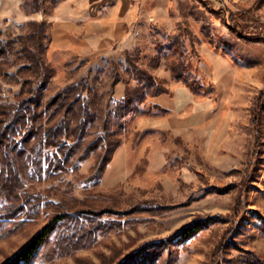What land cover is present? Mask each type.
Instances as JSON below:
<instances>
[{"label":"rangeland","instance_id":"374dc122","mask_svg":"<svg viewBox=\"0 0 264 264\" xmlns=\"http://www.w3.org/2000/svg\"><path fill=\"white\" fill-rule=\"evenodd\" d=\"M210 1L47 0L45 11L33 12V0H0V39L15 40L16 50L29 21L46 23L43 61L54 70L47 95L82 78L109 92L116 72L128 79V55L170 89L125 118L123 144L102 177L92 170L101 147L63 172L48 169L51 149L39 144L17 166L11 160L12 169L0 151V264L64 211L58 203L76 200L85 203L80 225L71 216L60 221L29 264H119L135 251L127 264L264 261V40L240 37L218 12L245 9L264 21V0ZM114 12L123 16L121 27L100 32V17ZM181 34L186 72L199 93L173 77L169 55ZM22 60L14 54L2 64L10 74L0 76V104L19 101L30 75L18 71ZM123 81L113 101L124 96ZM11 171L20 183L9 193ZM214 217L195 234L180 235ZM70 236L78 245L64 252Z\"/></svg>","mask_w":264,"mask_h":264},{"label":"trees","instance_id":"16d2710c","mask_svg":"<svg viewBox=\"0 0 264 264\" xmlns=\"http://www.w3.org/2000/svg\"><path fill=\"white\" fill-rule=\"evenodd\" d=\"M202 1L207 4L211 3L210 0ZM33 5V12L45 11L47 0H33ZM218 12L226 19L231 30L240 37L257 41L264 40V21L254 19L245 9L230 12L227 15V9L222 7ZM28 25L30 26L28 33L19 38L21 47L18 50H16L15 40L0 39V76L6 77L10 74L2 69V64H8L14 54L23 59L18 71L30 73L22 82L23 86L18 94L17 104H0V146L4 144L0 151H5L8 159L6 165L11 167L10 161L13 160L17 166V159L26 156L29 149L35 151L36 145L39 144L40 149H51L45 158V161H48V169L52 167L55 171L63 172L77 167L79 163L90 157L92 150L101 147L102 152L92 170L102 177L113 160L115 151L123 144L121 131L125 118L136 113L139 106L148 99L169 93L170 89L150 69L140 66L134 57L128 55L126 67L128 79L123 81L122 76L116 72L109 92L99 91L89 84L87 78H82L78 82L65 86L55 95L49 96L44 91V86L54 70L43 61L42 54L45 46L42 39L47 37L46 23L31 20ZM187 32L191 37L193 36L189 27H187ZM173 41L172 52L169 55L172 58L171 64L174 63L172 65L173 77L182 80L193 93H199L200 86L191 80L186 72L187 65L183 59L182 50L185 42L182 34L175 36ZM121 81L126 85L124 96L120 100L113 101L114 89ZM35 83H38L37 86ZM108 94L109 99H107ZM262 96H264V91H262ZM108 105L110 108L106 112ZM259 111L255 112V125L260 123ZM258 131L256 132L257 137L259 136ZM17 134L20 138L16 143ZM93 135V139H88ZM13 169L15 170L16 167ZM1 179H5L3 174H1ZM6 179L10 183L6 185V190L10 193L13 187L20 183V180L16 176V171H11ZM64 202L57 205L60 207L65 204L64 211L55 214L51 221L2 264H29L49 241L56 225L66 217H73L75 223L80 225L79 220L85 212V208L81 206L85 204L84 201ZM216 219L214 217L196 220L185 227L180 235L187 238L201 229L202 225ZM64 245H67V248L62 247L63 251L68 252L70 248L78 244L73 240V236H70ZM138 253L132 252L119 264H127L128 260L133 259ZM249 261L253 264H264V261L257 256H253V262Z\"/></svg>","mask_w":264,"mask_h":264},{"label":"crops","instance_id":"0c3cea01","mask_svg":"<svg viewBox=\"0 0 264 264\" xmlns=\"http://www.w3.org/2000/svg\"><path fill=\"white\" fill-rule=\"evenodd\" d=\"M72 14H74V12H72ZM121 17L123 16H116V12H114L113 17H109L108 15L101 16L98 22V25H97L98 28L100 29V32H103V31L105 32L110 27V24L117 25L119 28V26L123 23V20Z\"/></svg>","mask_w":264,"mask_h":264}]
</instances>
